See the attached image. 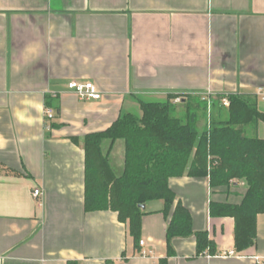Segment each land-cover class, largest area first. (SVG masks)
<instances>
[{
    "label": "crops",
    "instance_id": "1",
    "mask_svg": "<svg viewBox=\"0 0 264 264\" xmlns=\"http://www.w3.org/2000/svg\"><path fill=\"white\" fill-rule=\"evenodd\" d=\"M72 82L92 83L101 99H79ZM259 89L264 0H0V264H264V215L256 245L238 253L235 221L210 214L211 204L241 205L244 183L170 180L175 207L189 211L194 233L208 234L215 256H198L195 236L173 240L170 254L175 207L166 216L163 201L145 206L141 248L117 213L85 212L83 148L86 136L141 111L139 101L171 95L176 105L253 96L264 118ZM254 136L264 140V119ZM124 153L118 141V176Z\"/></svg>",
    "mask_w": 264,
    "mask_h": 264
},
{
    "label": "trees",
    "instance_id": "2",
    "mask_svg": "<svg viewBox=\"0 0 264 264\" xmlns=\"http://www.w3.org/2000/svg\"><path fill=\"white\" fill-rule=\"evenodd\" d=\"M169 96L165 103L139 101L141 116L122 115L108 130L90 134L83 141L85 151V212H114L119 221L129 224L136 245L142 237L143 206L164 202L163 213L169 216L176 195L170 180L185 175L209 179L212 188L242 182L247 193L239 206L210 205L212 217L235 221V250L254 247L258 234V217L264 215V140L254 136L264 119L257 109V99L246 95H222L212 102L209 123L200 130L208 113V103L199 97H186L184 115ZM227 100L230 106L224 108ZM51 108L50 103L46 104ZM125 145L124 169L114 170L110 155L113 146ZM105 143H110L108 150ZM196 237L197 254L217 248L207 233H194L189 211L180 203L174 208L167 231V243L177 238ZM161 264H167L162 261Z\"/></svg>",
    "mask_w": 264,
    "mask_h": 264
},
{
    "label": "built area",
    "instance_id": "3",
    "mask_svg": "<svg viewBox=\"0 0 264 264\" xmlns=\"http://www.w3.org/2000/svg\"><path fill=\"white\" fill-rule=\"evenodd\" d=\"M68 88L81 100L99 101L101 99V95L98 93L96 87L92 83L82 84V83L72 82L69 84ZM257 96L262 101H264V89H259L257 92ZM177 103H179V101ZM222 104L225 108H228L230 106L227 100H224ZM45 116L49 121H52L55 118V113L52 110H47ZM40 196L41 194L39 191H34V197L39 198ZM139 245L141 248H144L146 246V243L145 241H140ZM150 255L151 253H147L146 251H143L141 253L142 257H147Z\"/></svg>",
    "mask_w": 264,
    "mask_h": 264
},
{
    "label": "rangeland",
    "instance_id": "4",
    "mask_svg": "<svg viewBox=\"0 0 264 264\" xmlns=\"http://www.w3.org/2000/svg\"><path fill=\"white\" fill-rule=\"evenodd\" d=\"M210 100V103H212L213 102V100H211V99H209ZM210 108H211V104L209 105L208 104V113H207V115H206V117L205 118H203V120L200 122V125H199V127H200V130H202L203 129V127H205V126H207V124L209 123V112H210ZM225 108V107H224ZM227 109V108H226ZM132 114H134V115H136V116H141L142 114H141V111H133V112H131ZM184 109H183V107H182V105L180 104L179 106H178V117H182L184 114Z\"/></svg>",
    "mask_w": 264,
    "mask_h": 264
},
{
    "label": "water",
    "instance_id": "5",
    "mask_svg": "<svg viewBox=\"0 0 264 264\" xmlns=\"http://www.w3.org/2000/svg\"><path fill=\"white\" fill-rule=\"evenodd\" d=\"M142 209H145V206H143Z\"/></svg>",
    "mask_w": 264,
    "mask_h": 264
}]
</instances>
